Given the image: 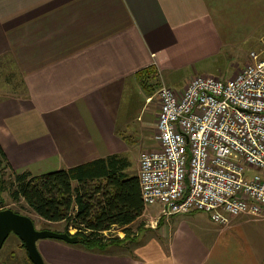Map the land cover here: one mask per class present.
I'll return each mask as SVG.
<instances>
[{
  "label": "crops",
  "instance_id": "1",
  "mask_svg": "<svg viewBox=\"0 0 264 264\" xmlns=\"http://www.w3.org/2000/svg\"><path fill=\"white\" fill-rule=\"evenodd\" d=\"M263 46L264 0H0V146L15 171L111 153L136 165L158 146L138 70L181 90L195 74L233 77ZM138 220L134 242L37 248L45 264H264V214L220 224L202 210L160 217L153 203Z\"/></svg>",
  "mask_w": 264,
  "mask_h": 264
},
{
  "label": "built area",
  "instance_id": "2",
  "mask_svg": "<svg viewBox=\"0 0 264 264\" xmlns=\"http://www.w3.org/2000/svg\"><path fill=\"white\" fill-rule=\"evenodd\" d=\"M156 93L158 146L139 153L136 172L144 209L202 210L220 224L264 214V46L227 80L195 74Z\"/></svg>",
  "mask_w": 264,
  "mask_h": 264
},
{
  "label": "trees",
  "instance_id": "3",
  "mask_svg": "<svg viewBox=\"0 0 264 264\" xmlns=\"http://www.w3.org/2000/svg\"><path fill=\"white\" fill-rule=\"evenodd\" d=\"M136 76L149 92L159 83L152 65L138 70ZM2 160L7 159L0 146ZM129 166L126 156L111 153L40 173L14 170L6 184L0 174V192L6 189L12 200H23L47 222L62 221V230L76 235V242L84 248L101 249L108 242L133 240L131 223L144 209L137 174L128 171ZM0 203L4 205L1 196ZM112 226L121 229L123 237L104 233ZM70 227L75 229L73 233Z\"/></svg>",
  "mask_w": 264,
  "mask_h": 264
},
{
  "label": "rangeland",
  "instance_id": "4",
  "mask_svg": "<svg viewBox=\"0 0 264 264\" xmlns=\"http://www.w3.org/2000/svg\"><path fill=\"white\" fill-rule=\"evenodd\" d=\"M188 71L192 72L193 66L188 67ZM211 73L217 74V72H214V71H211ZM0 76L3 77L4 75H0ZM161 82H163V81L159 79V83H158V85H155L156 88L154 87L155 90L153 91V97L151 98V101L154 102V105L156 107H158V99H157V93L156 92H157V89H158ZM143 100H144V97H143ZM131 142H133V141H131ZM137 143H138V141H134L132 143V145H133L132 151L127 153L130 160H133V156H132L134 154L133 151H135V149H137L139 147V145ZM137 165H138V157H137L136 165L131 164L130 168H128V171L137 172ZM13 171H14V169L9 165V162L7 160H2L0 162V174L5 179V184L10 179ZM0 196H1L3 203H4L3 206L11 207L13 209L19 210L21 213H25V214H28L29 216H31V218L34 221L36 228H41L42 226L46 225V226H48V228H51V229L62 230V228H63V222L62 221L61 222H47V221L43 220L38 214H36L33 210H31L29 207H27L23 200H19V201L12 200L6 189L2 190L0 192ZM145 219H147V218H145ZM139 221L140 220H138L137 222H134L131 225V227L133 228V231H135V226ZM146 222L149 225L152 223H155V222H153V219L150 221L145 220V223ZM144 228H145V226H144ZM74 231H75V229L73 227L69 228V232L73 233ZM140 232L138 234V237L141 235ZM105 233L107 236H109L110 234H112V235L117 234L119 236L122 235L121 229L116 228V227L112 228L110 231H105ZM136 236H137V234H136ZM48 239H53V240L58 241L62 244H65V245H75L76 244L78 246H82L81 242L70 243V242H66V241H64L62 239H58V238H48ZM41 240L42 239H37V241H36V245L38 246V248H41ZM131 241L134 242L135 239H133ZM131 241H129V240L125 241L124 240L125 243L131 242ZM117 249L122 250L120 247H117ZM0 264H33V262H31L30 259L28 258L24 247L21 246L20 238L13 232H10L6 236V238L4 239V241L0 247Z\"/></svg>",
  "mask_w": 264,
  "mask_h": 264
},
{
  "label": "water",
  "instance_id": "5",
  "mask_svg": "<svg viewBox=\"0 0 264 264\" xmlns=\"http://www.w3.org/2000/svg\"><path fill=\"white\" fill-rule=\"evenodd\" d=\"M10 232L15 233L23 241L27 256L34 264H45L36 245L37 239L58 238L70 243L78 240L76 235L63 230L36 228L28 214L17 212L8 206H0V247Z\"/></svg>",
  "mask_w": 264,
  "mask_h": 264
},
{
  "label": "flooded vegetation",
  "instance_id": "6",
  "mask_svg": "<svg viewBox=\"0 0 264 264\" xmlns=\"http://www.w3.org/2000/svg\"><path fill=\"white\" fill-rule=\"evenodd\" d=\"M42 228V227H41Z\"/></svg>",
  "mask_w": 264,
  "mask_h": 264
}]
</instances>
